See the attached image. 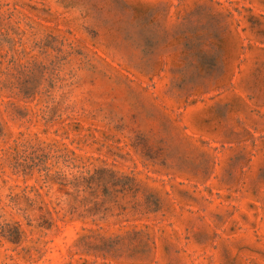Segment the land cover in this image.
Returning <instances> with one entry per match:
<instances>
[{"label": "rangeland", "instance_id": "1", "mask_svg": "<svg viewBox=\"0 0 264 264\" xmlns=\"http://www.w3.org/2000/svg\"><path fill=\"white\" fill-rule=\"evenodd\" d=\"M0 264H264V0H0Z\"/></svg>", "mask_w": 264, "mask_h": 264}, {"label": "trees", "instance_id": "2", "mask_svg": "<svg viewBox=\"0 0 264 264\" xmlns=\"http://www.w3.org/2000/svg\"><path fill=\"white\" fill-rule=\"evenodd\" d=\"M19 227H20V225H19Z\"/></svg>", "mask_w": 264, "mask_h": 264}]
</instances>
